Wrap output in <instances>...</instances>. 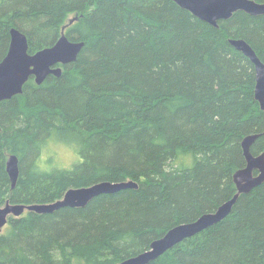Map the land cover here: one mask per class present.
I'll return each instance as SVG.
<instances>
[{
    "label": "trees",
    "instance_id": "1",
    "mask_svg": "<svg viewBox=\"0 0 264 264\" xmlns=\"http://www.w3.org/2000/svg\"><path fill=\"white\" fill-rule=\"evenodd\" d=\"M70 16L78 19L69 24ZM64 25L70 41L84 43L76 61L0 102V205L51 203L101 181L138 187L84 208L10 217L0 264H120L236 193L246 136L258 135L253 155L264 153L254 67L228 43L243 39L264 64V15L237 12L213 28L172 0H0V61L11 29L34 54ZM53 129L79 141L81 162L32 174L34 145ZM178 149L192 166L166 172ZM8 155L18 158L14 188ZM148 264H264V182L221 222Z\"/></svg>",
    "mask_w": 264,
    "mask_h": 264
},
{
    "label": "water",
    "instance_id": "2",
    "mask_svg": "<svg viewBox=\"0 0 264 264\" xmlns=\"http://www.w3.org/2000/svg\"><path fill=\"white\" fill-rule=\"evenodd\" d=\"M181 9L213 28H218V22L229 20L233 14L244 12L249 16L264 15V2L254 0H172ZM77 17H73L69 24ZM10 42L5 56L0 61V102L10 100L22 93L27 80L32 77L39 85L47 76L59 77L61 69L55 65L71 64L83 48V42L69 41L62 32L59 39L49 47L28 53L26 36L17 29L9 31ZM228 43L242 53L253 65L255 71L254 98L264 110V64L254 50L243 39H228ZM258 138L252 134L246 136L241 148L245 166L235 171L232 180L236 193L227 201L221 203L213 212L206 213L196 220L170 230L163 237L154 240L149 248L135 256L129 257L120 264H148L182 241L194 237L209 227L221 222L231 212L240 195L248 194L252 189L264 182V153L253 155L250 148ZM6 172L11 188L15 187L19 170L18 158L9 155L6 160ZM134 181L107 182L101 181L90 186L71 188L61 199L51 203L10 204L0 205V233L9 216L20 217L25 211L36 214H52L63 208H84L90 201L100 195H109L126 189H136Z\"/></svg>",
    "mask_w": 264,
    "mask_h": 264
},
{
    "label": "clouds",
    "instance_id": "3",
    "mask_svg": "<svg viewBox=\"0 0 264 264\" xmlns=\"http://www.w3.org/2000/svg\"><path fill=\"white\" fill-rule=\"evenodd\" d=\"M82 146L72 137H62L55 129L38 140L34 145V158L31 161V173L46 175L53 172H67L81 162ZM193 163L191 153L177 150L174 158H169L165 163V171H181L190 168Z\"/></svg>",
    "mask_w": 264,
    "mask_h": 264
},
{
    "label": "flooded vegetation",
    "instance_id": "4",
    "mask_svg": "<svg viewBox=\"0 0 264 264\" xmlns=\"http://www.w3.org/2000/svg\"><path fill=\"white\" fill-rule=\"evenodd\" d=\"M77 19H78V17H77ZM77 19H76V20H77ZM73 21H74V20H73ZM65 27H66V25H64V26L61 28V31H60L59 37H60V35H61L62 32L64 33V29H65ZM64 35H65V33H64ZM65 36H66V35H65ZM59 37L55 40V42L59 39ZM67 39H68V38H67ZM68 40H69V39H68ZM69 41H70V40H69ZM55 42H54V43H55ZM54 43H53V44H54ZM53 44H52V45H53ZM52 45H50V46H52ZM68 65H69V64H65V65H62V66H61V65L57 64V65L54 66V68H58V67H59V68L61 69V75H62L63 68L66 67V66H68ZM61 75H60V76H61ZM49 76H53V75H49ZM60 76H59V77H60ZM47 77H48V76H47ZM47 77H46V78H47ZM30 78H31V77H30ZM30 78H29V79H30ZM29 79H28V80H29ZM32 79H33V81H34V78H32ZM28 80H27V81H28ZM43 82H44V81H43ZM43 82H42V83H43ZM34 83H35V82H34ZM42 83L39 84V85H37L36 83H35V84H36L37 86H40V85H42ZM23 87H24V86H23ZM22 89H23V88H22ZM6 101H7V100H6ZM251 147H252V146H251ZM250 152H251V148H250ZM8 156H9V155H8ZM7 159H8V157H7ZM18 170H19V169H18ZM18 175H19V174H18ZM8 177H9V176H8Z\"/></svg>",
    "mask_w": 264,
    "mask_h": 264
},
{
    "label": "bare ground",
    "instance_id": "5",
    "mask_svg": "<svg viewBox=\"0 0 264 264\" xmlns=\"http://www.w3.org/2000/svg\"><path fill=\"white\" fill-rule=\"evenodd\" d=\"M59 65H60V64H59ZM61 66H62V65H61ZM242 141H243V140H242ZM242 153H243V152H242ZM128 181H129V180H128ZM116 193H117V192H116ZM114 194H115V193H114ZM85 207H86V206H85ZM25 212H28V211H25ZM25 212H24V213H25ZM24 213H23V214H24ZM33 213H34V212H33ZM23 214H22V215H23ZM22 215H21V216H22ZM39 215H41V214H39ZM10 217H12V216H9L8 219H9ZM12 218H15V217H12ZM16 218H18V217H16ZM8 219H7V222H8ZM6 225H7V223H6ZM6 225H5V226H6ZM182 225H183V224H182ZM178 226H181V225H178ZM178 226H175V227H173L172 229H174V228H176V227H178ZM3 229H4V228H3ZM3 229H2V231H3ZM172 229H170V230H172ZM170 230H169V231H170ZM2 231H1V233H2ZM169 231H168V232H169ZM168 232H167V233H168ZM202 232H203V231H202ZM1 233H0V234H1ZM167 233H166V234H167ZM195 236H196V235H195ZM181 243H182V242H181ZM160 257H161V256H160Z\"/></svg>",
    "mask_w": 264,
    "mask_h": 264
},
{
    "label": "rangeland",
    "instance_id": "6",
    "mask_svg": "<svg viewBox=\"0 0 264 264\" xmlns=\"http://www.w3.org/2000/svg\"><path fill=\"white\" fill-rule=\"evenodd\" d=\"M70 18H72V16L68 17L67 19L70 21L71 20ZM68 20H67V22H68Z\"/></svg>",
    "mask_w": 264,
    "mask_h": 264
}]
</instances>
